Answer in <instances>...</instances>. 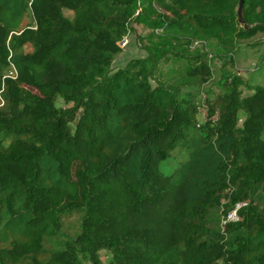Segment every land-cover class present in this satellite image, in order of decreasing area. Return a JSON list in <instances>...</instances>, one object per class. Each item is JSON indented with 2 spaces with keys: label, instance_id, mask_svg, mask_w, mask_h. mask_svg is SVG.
I'll use <instances>...</instances> for the list:
<instances>
[{
  "label": "trees",
  "instance_id": "16d2710c",
  "mask_svg": "<svg viewBox=\"0 0 264 264\" xmlns=\"http://www.w3.org/2000/svg\"><path fill=\"white\" fill-rule=\"evenodd\" d=\"M237 2L0 0V264H264V57L202 89L264 34Z\"/></svg>",
  "mask_w": 264,
  "mask_h": 264
},
{
  "label": "rangeland",
  "instance_id": "374dc122",
  "mask_svg": "<svg viewBox=\"0 0 264 264\" xmlns=\"http://www.w3.org/2000/svg\"><path fill=\"white\" fill-rule=\"evenodd\" d=\"M64 14L67 17H71L68 12H64ZM148 33L149 31L146 28L142 26H135L134 32L127 34L125 38L119 42L121 52L113 59L111 64L113 71L124 67L133 59L143 58L146 55L142 47L145 44L143 38L146 37ZM262 57H264V34H258L249 41L238 42L234 57H229L225 60L214 59L210 61L213 78L208 84L202 87L203 91L208 93L210 98H214L228 92L227 88H220L218 84V80L222 75L223 70H226V68L223 67L224 63L231 61L232 66H234V74L247 78L257 68V66L260 65ZM176 68H178V65L170 62L160 64L158 69L160 71L167 72ZM57 106L65 107L60 100L57 102ZM99 257L101 261L107 262L109 259V253L101 251L99 253ZM84 264L89 263L84 261Z\"/></svg>",
  "mask_w": 264,
  "mask_h": 264
},
{
  "label": "water",
  "instance_id": "95a60500",
  "mask_svg": "<svg viewBox=\"0 0 264 264\" xmlns=\"http://www.w3.org/2000/svg\"><path fill=\"white\" fill-rule=\"evenodd\" d=\"M237 8H236V16L237 21L240 26L244 28V30L248 29L247 24L243 20V0H237Z\"/></svg>",
  "mask_w": 264,
  "mask_h": 264
},
{
  "label": "built area",
  "instance_id": "2783aa9c",
  "mask_svg": "<svg viewBox=\"0 0 264 264\" xmlns=\"http://www.w3.org/2000/svg\"><path fill=\"white\" fill-rule=\"evenodd\" d=\"M8 74H9V76L15 74L13 68L10 69V71H9ZM241 206H243V204H237V205H235V210H237ZM235 210L233 212H231L230 214L227 215L226 219L223 221V224L228 223V222H234V221L237 220Z\"/></svg>",
  "mask_w": 264,
  "mask_h": 264
}]
</instances>
